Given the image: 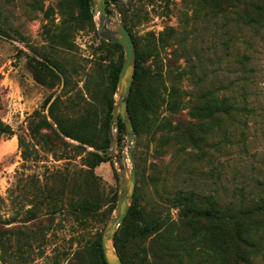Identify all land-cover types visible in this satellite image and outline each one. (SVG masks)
Returning a JSON list of instances; mask_svg holds the SVG:
<instances>
[{
	"label": "rangeland",
	"instance_id": "374dc122",
	"mask_svg": "<svg viewBox=\"0 0 264 264\" xmlns=\"http://www.w3.org/2000/svg\"><path fill=\"white\" fill-rule=\"evenodd\" d=\"M213 3L109 0L105 6L104 25L114 29L121 21L130 31L141 87L160 104L154 112L140 105L133 112L130 201L143 218L160 224L156 233L121 238L126 264H170L175 249L186 250L188 264L226 261L225 252L216 256V244H225L230 229L225 218L194 220L196 229L207 230V246L196 252L198 244H187L195 228L184 225L174 206L177 194L187 191L202 200L212 196L225 216L251 208L245 224L257 250L250 259L264 264V21L248 25L241 5L242 19L224 2L219 10ZM96 26V13L85 18L74 0H0V124L6 127L0 132V231L6 240L0 264H103L95 245L114 213L120 180L116 158L101 139L116 98L113 73L124 54L100 38ZM201 89L234 98L238 112L230 120L219 115L201 150L182 148L179 137L166 138L175 130L167 133V122L175 132L186 129L193 120L187 100ZM174 90L184 104L176 113L168 105L176 100ZM53 103V114L73 137L50 116ZM43 116L59 137L42 126ZM109 132L116 137L113 151L129 169L124 132L114 124L108 138ZM85 134L94 136L93 144L78 139ZM93 152L104 160L91 168ZM83 199L94 209L74 211L71 204Z\"/></svg>",
	"mask_w": 264,
	"mask_h": 264
},
{
	"label": "trees",
	"instance_id": "16d2710c",
	"mask_svg": "<svg viewBox=\"0 0 264 264\" xmlns=\"http://www.w3.org/2000/svg\"><path fill=\"white\" fill-rule=\"evenodd\" d=\"M75 5L77 6L78 11L80 14L85 16V18L91 19L92 15H94V6L92 0H74ZM220 2H224L225 8H232L233 12L236 13L238 17L242 19V11H240L238 6H242L244 8L245 13H243L246 17L244 22L248 25L259 24L258 22L261 20L264 21V4L255 1V0H214L213 6L216 7ZM106 5L109 4V0H105ZM222 5V4H221ZM220 6H218V9ZM224 8V9H225ZM234 8V9H233ZM216 9V8H215ZM249 11V12H248ZM106 12L108 10L106 9ZM126 27V26H125ZM127 29V27H126ZM128 30V29H127ZM132 41L134 43L135 48V61H136V69L133 74V79L130 87V92L128 96V102H127V112L128 115L131 118L134 131L137 132V123L135 115L133 114L134 110L138 108V105H140V108L145 110L146 112H154L160 104L158 103V99L154 95L146 96L145 92L143 91V86L141 87L144 79L143 76L140 75L138 71V55H137V48H136V42L134 38L132 37L130 31L128 30ZM0 33H3V30L0 28ZM113 45H116L119 48H122L121 45L117 42H112ZM41 63V61H39ZM54 65V64H52ZM55 66V65H54ZM119 71V67L116 68V70L113 73V87L115 86V82L117 79V74ZM179 93V90H177ZM177 91L174 90V93L176 95V100H170L169 107L172 112L176 113L175 111L181 110L184 104H181V100H179ZM173 93V92H172ZM189 115L193 119L188 122V126H186V129H183L182 131L175 132L176 126H171L170 122H167L168 125V131L173 130L175 128L174 132L170 135V133L166 136H174L179 137V143H181L182 148L186 146H190L191 148H195L198 150H201V147H203V144L205 143V140L212 129V126L215 123L218 124L219 115H223L226 118L234 119L237 112L238 107L237 104L232 97H223L220 98L216 92L212 89H201L196 94H191L189 100ZM54 103L50 106L49 113L52 119H54L60 130L68 135L72 136L68 132L65 126L61 123V121L53 114L52 112V106ZM218 118V120H217ZM111 119V103H109L108 111L106 114V118L103 122V137L101 139L102 141V147H106L109 144V138L107 136V130L109 121ZM42 126L50 127L52 133L59 137V134L52 128L51 124L47 121L46 117H41L40 120ZM121 132H124V125L119 120L117 126H116ZM2 124H0V132L5 129ZM8 129V128H7ZM82 142L93 144V135L85 134L84 137H79ZM20 142V141H19ZM94 160L90 163L91 168H93L95 165L100 163L104 160V158L97 154V153H91ZM134 195V194H133ZM214 199L212 196L202 199L196 198L195 194L192 191L187 192H179L177 194L174 206L179 209L181 221H184V225L188 227V229L193 230L195 228L194 220L196 219H204V220H212V219H226L229 226V232L226 240L224 241L225 244H216V247L221 249L220 252L217 253L216 256L220 255L221 257L224 255L225 252V258L226 260L223 264H253L250 259V253L252 251L257 250V244L252 240V236L248 229V224H245V219L249 218L250 216L254 215V212L251 208L249 209H239L235 214H226L223 215L222 211L214 205ZM72 209L75 211L77 209H80L82 211H86L87 213L94 209V205L87 199H83L78 201L75 204H71ZM264 213V210H260ZM258 212V211H257ZM134 221H139L141 224H132ZM159 218H156L154 220H147L143 218L142 214L136 210L135 207L130 206L128 209L127 214L124 216V218L121 220L120 227L115 232L114 238H113V244L116 247V250L118 251L120 255V259L123 264H126V258H125V252L123 251L120 240L122 237L127 236L128 233L132 232L138 233L139 235H150L152 233H156V230L158 228ZM180 221V224H181ZM177 225V224H176ZM206 229V228H205ZM180 229L174 234V240L176 242L181 241V232ZM206 231L203 229H194L192 234L190 235V238H188L187 244L190 246V248H194V243L198 244L199 249L196 250V252L201 251V248L204 249L207 245H205V239L206 237ZM214 232L212 231L210 236L212 238ZM212 240V239H211ZM6 243V240L2 239V233L0 231V247H2ZM96 250L99 253L102 263L106 264L102 250L100 241L96 243ZM248 248V250H245L244 248ZM226 248V251H225ZM2 249V248H1ZM195 249V248H194ZM224 249V250H223ZM252 249V250H251ZM182 251V250H181ZM186 250L180 252L179 249H175L173 251H169V254L172 257V262L170 264H188L189 262L184 260L183 254H186ZM182 253V254H181ZM192 253V252H191ZM187 254H190L187 253ZM222 261V260H221ZM223 262V261H222Z\"/></svg>",
	"mask_w": 264,
	"mask_h": 264
},
{
	"label": "water",
	"instance_id": "95a60500",
	"mask_svg": "<svg viewBox=\"0 0 264 264\" xmlns=\"http://www.w3.org/2000/svg\"><path fill=\"white\" fill-rule=\"evenodd\" d=\"M94 11L97 15V34L100 38L108 42H117L123 50V60L119 68L116 80V98L111 108V119L109 130L112 125L117 126L119 120L124 125L126 157L129 160L130 167L126 169L118 154L113 151L116 137L109 132L110 143L106 151L115 156L118 164L119 193L117 196L114 213L105 224L101 235L100 245L103 258L106 264H123L119 255L113 246V238L121 220L127 214L130 201L132 200L135 189L136 162L134 156V128L132 121L127 113V102L135 67V48L132 38L121 21H117L114 29H109L104 25L106 18L105 0H92Z\"/></svg>",
	"mask_w": 264,
	"mask_h": 264
}]
</instances>
